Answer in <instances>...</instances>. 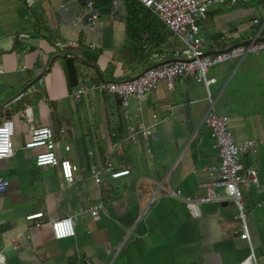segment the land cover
<instances>
[{
  "label": "crops",
  "instance_id": "0c3cea01",
  "mask_svg": "<svg viewBox=\"0 0 264 264\" xmlns=\"http://www.w3.org/2000/svg\"><path fill=\"white\" fill-rule=\"evenodd\" d=\"M86 1L0 0V114L9 111L15 123L14 156L0 161V177L10 182L0 194L4 264H253L252 250L264 264V50L209 72L217 78L211 90L215 110L229 119L235 142H257L241 157L243 169L254 168L259 180L242 186L250 244L240 237L227 202L202 203L197 216L186 204L205 194L207 169L220 162L204 123L210 102L203 84L185 76L170 90L161 82L128 109L96 92L75 102L65 57L79 59V84H92L133 78L182 47L157 17H149L153 13L128 0H94L100 26L75 25ZM137 10L151 27L142 44L129 29ZM260 29L264 37V0L214 6L200 20L202 50H228ZM154 114L167 118L157 137L140 138L137 145L125 140L129 126H148ZM40 126L55 132L60 158L79 167L73 182L60 167L36 165L42 149L26 144ZM98 159L131 174L95 184L90 169ZM100 203L93 216L90 208ZM37 214L42 216L29 218ZM68 216L75 217L76 235L56 240L50 223Z\"/></svg>",
  "mask_w": 264,
  "mask_h": 264
},
{
  "label": "built area",
  "instance_id": "2783aa9c",
  "mask_svg": "<svg viewBox=\"0 0 264 264\" xmlns=\"http://www.w3.org/2000/svg\"><path fill=\"white\" fill-rule=\"evenodd\" d=\"M81 2L82 0H68ZM115 4L121 0H112ZM134 1V0H130ZM140 2L166 27L173 38L182 43L180 49L175 50V57L163 60L145 69L141 74L123 80H106L100 83L89 84L81 82L72 94L75 102L81 103L88 95L96 92L102 97L120 99L121 105L128 109L132 101H141L146 95L158 88L164 82L168 89H172L175 81L185 76H191L200 84H203L207 91V99L210 102V109L207 112L204 123L211 132V138L219 150L220 162L207 170L211 176L202 183L205 194L199 198L187 199L186 204L191 212L199 215V205L209 202H227L232 206L235 218L240 223V237L251 244L250 232L247 223L246 201L243 196L242 186L249 188L254 184H259L257 171L254 168L243 169L241 157L248 150L256 145V140H247L242 144H237L229 128V119L217 113L214 107V98L211 90L217 84V78L209 72L217 65L242 61L248 54H257L264 50V37L261 31H257L252 40L228 50L206 54L202 50L203 41L200 38V20L206 13L217 5L247 4L251 0H135ZM99 13L95 10V1L87 0L81 14L77 17L75 25H89L91 30L100 26ZM258 24L259 19H254ZM38 84H42V79L38 78ZM23 93L15 97L12 101L4 104L6 110L10 105L19 99ZM8 112L0 114V161L10 159L14 156L13 137L15 135V123L8 117ZM167 118H161L158 114L153 115V123L148 126H129L125 140L133 145L139 143L142 138L148 142L151 138L157 137V127ZM66 128L61 129L60 137L65 138ZM121 141H116L113 148H118ZM26 148H41L36 156V165L39 167L56 166L60 167L63 177L67 182H73L75 172L79 167H75L70 160L61 159L58 154V141L55 132L49 126L34 128L31 139L26 144ZM65 149L70 150L66 145ZM85 168H83L84 170ZM90 174L95 184L100 185L104 181H116L131 174L129 168H115L108 160L103 162L98 159L90 169ZM10 182L0 177V194L6 192ZM222 190L221 194L218 191ZM177 194V193H174ZM102 203L90 208L93 216L98 214L102 208ZM41 214L33 215L30 219L39 218ZM50 227L56 240H63L76 235V220L73 216L64 218H54ZM6 261L5 254L0 252V264ZM248 261L259 264L252 250Z\"/></svg>",
  "mask_w": 264,
  "mask_h": 264
},
{
  "label": "trees",
  "instance_id": "16d2710c",
  "mask_svg": "<svg viewBox=\"0 0 264 264\" xmlns=\"http://www.w3.org/2000/svg\"><path fill=\"white\" fill-rule=\"evenodd\" d=\"M130 1V0H128ZM131 6L135 8V6H138V10H147L140 2L138 1H130L129 2ZM137 10V13H135L134 17L132 18V22H130V33L132 39L136 40L138 44H142L143 42V37L142 35L144 34V31H148L150 25H145L141 19L143 17H139V12ZM149 14V13H148ZM150 18L153 17L155 19L156 17L154 15L149 14ZM148 18V17H147ZM157 19V18H156ZM160 21L157 19V24H159ZM151 28V27H150ZM79 59L75 56H67L64 59V67L66 71V76H67V81H68V86L71 90H74L79 84V78H80V73H79Z\"/></svg>",
  "mask_w": 264,
  "mask_h": 264
},
{
  "label": "rangeland",
  "instance_id": "374dc122",
  "mask_svg": "<svg viewBox=\"0 0 264 264\" xmlns=\"http://www.w3.org/2000/svg\"><path fill=\"white\" fill-rule=\"evenodd\" d=\"M165 35H167V34H165ZM165 35H164V37H165ZM175 39V41H179V40H177L176 38H174ZM181 45H182V43H181ZM183 46V45H182ZM218 108V107H217ZM219 110V109H218Z\"/></svg>",
  "mask_w": 264,
  "mask_h": 264
},
{
  "label": "clouds",
  "instance_id": "9594fccd",
  "mask_svg": "<svg viewBox=\"0 0 264 264\" xmlns=\"http://www.w3.org/2000/svg\"><path fill=\"white\" fill-rule=\"evenodd\" d=\"M0 154H3V152H0Z\"/></svg>",
  "mask_w": 264,
  "mask_h": 264
},
{
  "label": "water",
  "instance_id": "95a60500",
  "mask_svg": "<svg viewBox=\"0 0 264 264\" xmlns=\"http://www.w3.org/2000/svg\"><path fill=\"white\" fill-rule=\"evenodd\" d=\"M8 117H10V115L8 114ZM241 235V234H240Z\"/></svg>",
  "mask_w": 264,
  "mask_h": 264
}]
</instances>
